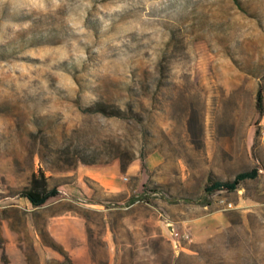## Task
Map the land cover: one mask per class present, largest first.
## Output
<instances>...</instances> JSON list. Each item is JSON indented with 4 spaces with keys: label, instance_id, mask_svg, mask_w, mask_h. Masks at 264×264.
<instances>
[{
    "label": "rangeland",
    "instance_id": "374dc122",
    "mask_svg": "<svg viewBox=\"0 0 264 264\" xmlns=\"http://www.w3.org/2000/svg\"><path fill=\"white\" fill-rule=\"evenodd\" d=\"M111 164L118 192L77 179ZM38 170L58 194L28 230L16 193ZM63 211L99 264L105 237L112 264H264V0H0V264L13 246L38 264L34 240L70 264L42 231Z\"/></svg>",
    "mask_w": 264,
    "mask_h": 264
},
{
    "label": "crops",
    "instance_id": "0c3cea01",
    "mask_svg": "<svg viewBox=\"0 0 264 264\" xmlns=\"http://www.w3.org/2000/svg\"><path fill=\"white\" fill-rule=\"evenodd\" d=\"M76 172L78 181H81L82 179H90L96 182L109 194L118 192L117 164H111L104 167L84 166L83 168H77ZM71 192L72 193L68 195L78 199L79 196L86 193V187L85 185H77L72 188ZM25 204L30 208V214H27L24 217L25 224L29 227L28 230H31L30 228H32V225L29 223V217L31 216V220H33L32 214L34 213L32 212L43 207L46 203L37 208H33L26 200ZM42 231H44L46 235L51 238L52 242L60 248L70 264H99V262H102V259L95 255V249L89 242L86 218L84 216L73 211H63L54 214L53 216L48 217ZM41 246L34 240L32 248L37 255L38 264H43L46 259L45 256L48 254L47 247H44L43 245ZM102 249L106 254L103 262L105 261V264H112L114 246L112 241L107 237H105ZM5 251L8 252L9 257L11 258L9 264H25L19 247H5Z\"/></svg>",
    "mask_w": 264,
    "mask_h": 264
},
{
    "label": "trees",
    "instance_id": "16d2710c",
    "mask_svg": "<svg viewBox=\"0 0 264 264\" xmlns=\"http://www.w3.org/2000/svg\"><path fill=\"white\" fill-rule=\"evenodd\" d=\"M84 113H100L105 116H118L120 111L106 106L102 103H96L91 107L81 109ZM79 161L85 165H92L94 161L79 158ZM258 176V171L252 168L247 171H242L235 174L230 180H213L208 178L203 186V193L211 195L214 192L235 191L238 185L245 180H253ZM58 189L56 187H48L47 178L41 170L32 173L29 177L28 183L20 191L16 193L17 196L24 198L33 208L41 207L49 199L56 197Z\"/></svg>",
    "mask_w": 264,
    "mask_h": 264
}]
</instances>
